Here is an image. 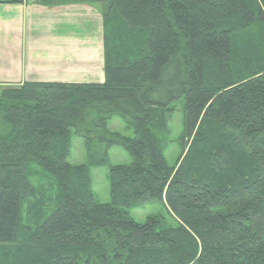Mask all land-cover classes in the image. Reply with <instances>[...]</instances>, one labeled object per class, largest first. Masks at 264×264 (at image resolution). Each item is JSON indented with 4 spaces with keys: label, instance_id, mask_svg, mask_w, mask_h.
<instances>
[{
    "label": "trees",
    "instance_id": "1",
    "mask_svg": "<svg viewBox=\"0 0 264 264\" xmlns=\"http://www.w3.org/2000/svg\"><path fill=\"white\" fill-rule=\"evenodd\" d=\"M33 1L99 6L105 79L0 91V264H264V0ZM71 129L86 163L66 160ZM90 166L108 167L109 202ZM149 201L168 219L123 209Z\"/></svg>",
    "mask_w": 264,
    "mask_h": 264
},
{
    "label": "crops",
    "instance_id": "2",
    "mask_svg": "<svg viewBox=\"0 0 264 264\" xmlns=\"http://www.w3.org/2000/svg\"><path fill=\"white\" fill-rule=\"evenodd\" d=\"M103 20L92 3H0V91L23 82L102 83Z\"/></svg>",
    "mask_w": 264,
    "mask_h": 264
},
{
    "label": "rangeland",
    "instance_id": "3",
    "mask_svg": "<svg viewBox=\"0 0 264 264\" xmlns=\"http://www.w3.org/2000/svg\"><path fill=\"white\" fill-rule=\"evenodd\" d=\"M42 6V5H41ZM45 6V5H43ZM173 111L167 117V127L171 143L164 151L165 159L168 165L174 163L180 154L181 132H182V115H183V99L176 100L173 104ZM110 130L126 132L123 121L113 116L107 123ZM71 148L67 161L71 164L86 163L87 154L83 146V139L79 137L74 129L70 130ZM108 158L111 164H128L131 157L128 152L119 145H113L108 149ZM107 166H90V179L96 200L100 202H109L108 182H107ZM136 221L142 222L148 214H158L164 219H168V214L164 206L158 201H149L138 208H123Z\"/></svg>",
    "mask_w": 264,
    "mask_h": 264
}]
</instances>
